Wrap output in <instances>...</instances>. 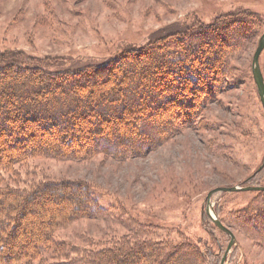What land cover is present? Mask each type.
<instances>
[{"label": "rangeland", "instance_id": "374dc122", "mask_svg": "<svg viewBox=\"0 0 264 264\" xmlns=\"http://www.w3.org/2000/svg\"><path fill=\"white\" fill-rule=\"evenodd\" d=\"M239 12L258 17L231 16ZM213 24L221 26L214 38L226 39L211 48L226 57L221 71L198 58L194 83H180L179 69L157 73L161 82H155L171 91L169 113L180 114L175 124L181 129L171 140L125 161L103 155L81 162L32 159L15 171H0V187L82 181L93 187L105 216L75 221L57 232V240L105 246L141 224L159 241L213 251L210 264H219L230 237L208 217V193L220 187H264V108L252 74L259 35L264 34V0H0V56L9 54L0 57L2 80L19 73L16 67L2 70L9 64L50 73L102 67L133 50L141 53L156 43L166 44L187 29L204 32ZM241 30L249 32L247 39L241 38ZM260 67L264 76V51ZM32 83L22 87L31 92ZM180 96L190 102H180ZM3 98L0 111L11 110ZM42 202L29 209L39 211ZM211 202L237 239L226 264H264V236L243 219L259 216L257 205L264 204V194H217ZM32 237L40 243L38 233ZM7 252H0V264ZM47 257L41 262L54 260Z\"/></svg>", "mask_w": 264, "mask_h": 264}, {"label": "trees", "instance_id": "16d2710c", "mask_svg": "<svg viewBox=\"0 0 264 264\" xmlns=\"http://www.w3.org/2000/svg\"><path fill=\"white\" fill-rule=\"evenodd\" d=\"M238 15L258 17L248 12L231 16ZM231 16L226 18L227 22ZM214 24L208 25L204 32L187 29L166 44L156 43L141 53L133 50L119 61L112 60L102 67L50 73L24 67L23 63L9 64L2 70L16 67L19 73H8L0 79V97L7 99L4 104L11 107L0 111V171H15L36 158L81 162L103 155L125 161L143 156L171 140L181 129L175 124L180 114L169 113L172 106L167 101L172 98L171 91L155 82L159 81L157 73L167 67L179 69L180 83H194L199 79L198 58L221 71L226 57L211 48H218L216 43L226 39L214 38L217 35L214 31L221 27L215 28ZM211 28L214 29L208 31ZM239 33L242 39L249 36L248 31ZM6 55L9 54L3 56ZM33 71L37 74L29 73ZM31 82L29 93L22 86L26 88ZM53 90L59 91L50 94ZM182 99L180 96L179 100ZM94 194L93 187L82 181L48 180L30 186H1L0 252L8 251L4 264L212 263L213 251L205 252L190 243L159 241L141 224L136 231L105 246H79L57 240V232L75 221L105 216ZM40 200L46 202L40 203L39 211L29 209ZM49 204L53 206L46 208ZM263 205H257L258 217L248 214L243 219L254 226L255 233L264 236V210H260L264 209ZM18 210L20 217L15 214ZM28 215L35 218L37 225L30 222ZM37 233L41 236L40 243L38 238L31 240ZM46 257L54 260L41 262Z\"/></svg>", "mask_w": 264, "mask_h": 264}, {"label": "water", "instance_id": "95a60500", "mask_svg": "<svg viewBox=\"0 0 264 264\" xmlns=\"http://www.w3.org/2000/svg\"><path fill=\"white\" fill-rule=\"evenodd\" d=\"M264 51V34L260 37L256 50L253 55L252 59V74L254 77L255 84L257 86V92L260 97V100L262 102L263 108H264V76L260 67V56L262 52ZM248 191H255L260 192L264 191V187H254V186H248V187H240V186H234V187H220L215 188L211 190L208 193L207 196V215L213 222V224L222 232L226 233L230 237V242L228 244L227 250L222 257L220 264H226L229 254L231 253L233 247L237 244V239L234 235V233L227 228L222 221L216 216L214 210H213V204L211 202L214 195L217 194H227V193H234V192H248Z\"/></svg>", "mask_w": 264, "mask_h": 264}]
</instances>
